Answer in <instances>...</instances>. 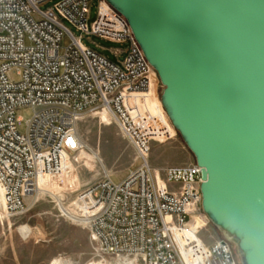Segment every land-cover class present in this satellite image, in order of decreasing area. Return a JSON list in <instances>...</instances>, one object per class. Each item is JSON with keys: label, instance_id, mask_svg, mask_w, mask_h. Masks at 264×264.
<instances>
[{"label": "built area", "instance_id": "1", "mask_svg": "<svg viewBox=\"0 0 264 264\" xmlns=\"http://www.w3.org/2000/svg\"><path fill=\"white\" fill-rule=\"evenodd\" d=\"M89 2L0 0V188L5 215L25 214L41 178L59 176L78 162L86 147L77 123L104 113L133 150L138 166L119 183L105 175L77 191L67 216L89 231L101 254L115 259L237 264L227 242H205L199 235L202 227L193 230L195 219L210 223L200 210V169L195 164L155 169L147 160L153 144L173 138L158 94L160 83L154 97L150 86L156 73L126 20L98 0L88 25ZM87 37L126 48L108 49L116 60L110 62L82 44ZM64 38L67 43L61 46ZM21 109L32 112L22 134L15 116Z\"/></svg>", "mask_w": 264, "mask_h": 264}, {"label": "water", "instance_id": "2", "mask_svg": "<svg viewBox=\"0 0 264 264\" xmlns=\"http://www.w3.org/2000/svg\"><path fill=\"white\" fill-rule=\"evenodd\" d=\"M104 1L156 73L203 214L240 264H264V0Z\"/></svg>", "mask_w": 264, "mask_h": 264}, {"label": "rangeland", "instance_id": "3", "mask_svg": "<svg viewBox=\"0 0 264 264\" xmlns=\"http://www.w3.org/2000/svg\"><path fill=\"white\" fill-rule=\"evenodd\" d=\"M97 1L89 2L88 25L95 19ZM65 26L74 32L66 23ZM75 36L78 34L75 33ZM66 43L67 39L64 38L61 46ZM82 44L96 50L110 62L116 60L108 49L126 48L125 45L111 44L96 37H87L82 40ZM95 46L105 50L96 49ZM123 58L120 57L119 61ZM9 78L14 79L15 76L10 74ZM153 83L155 89L158 83L155 75ZM157 87L160 94L162 87L160 84ZM151 94L155 97V91ZM31 115L30 109L15 112L18 133L25 132V123ZM77 131L86 147L85 152L88 156H95V159L80 157L77 163H70L61 175L41 178L38 187L44 192H38L27 201L28 211L21 216H6L0 204V264H53V261H59L60 264H124L126 260L134 264L132 259L121 260L101 254L89 231L78 226L66 214L67 206L72 203L77 191L84 190L105 175H109L113 183L125 179L127 173L138 166L134 163L133 150L120 136L116 126L109 121L105 123L99 116L83 117L77 123ZM171 136L173 138L168 141L152 145L147 156L151 167L165 169L195 164L177 133L172 130ZM202 224H205L204 228ZM23 226L30 229V235L26 238H22L16 231ZM199 228V235L205 242L223 239L210 223L195 219L193 230ZM231 246L235 252L234 246ZM237 261L240 264V260Z\"/></svg>", "mask_w": 264, "mask_h": 264}, {"label": "bare ground", "instance_id": "4", "mask_svg": "<svg viewBox=\"0 0 264 264\" xmlns=\"http://www.w3.org/2000/svg\"><path fill=\"white\" fill-rule=\"evenodd\" d=\"M154 74V73H153ZM155 75V74H154ZM151 76V86H150V93H153L155 91L154 89V83H153V76ZM156 77V76H155ZM157 78V77H156ZM158 80V78H157ZM159 82V81H158ZM98 116L101 118L102 121H104L105 123L108 124V121L110 122V120L108 119V117L104 114V113H99ZM89 154H87L86 152H82L80 154V157L81 158H85V159H95L94 157L95 156H88ZM91 161V160H90ZM46 177H50V178H53V177H57V176H46ZM45 178V177H44ZM39 182V181H38ZM38 192L39 193H43L44 190L43 189H39L38 187ZM0 204H1V207L3 208V199H2V192H1V188H0ZM16 231L18 232V234L22 237V238H26L30 235V229L26 226H23V227H19L16 229ZM133 260V259H132ZM133 263H134V260H133ZM53 264H60L59 261H53ZM62 264V263H61ZM124 264H132V261L130 260H126L124 262Z\"/></svg>", "mask_w": 264, "mask_h": 264}, {"label": "trees", "instance_id": "5", "mask_svg": "<svg viewBox=\"0 0 264 264\" xmlns=\"http://www.w3.org/2000/svg\"><path fill=\"white\" fill-rule=\"evenodd\" d=\"M175 133V132H174ZM178 135V134H177ZM179 136V135H178ZM215 228V227H214ZM216 229V228H215ZM217 230V229H216ZM219 233H220V235H222L221 234V232L219 231V230H217ZM223 236V235H222ZM223 241H225V242H227L229 245H230V247H231V249H232V252H233V254H234V257H235V259H236V261L239 259V257H238V254H237V251H236V247L233 245V244H231V243H229L224 237H223V239H222ZM231 245H233L234 246V250H235V252L233 251V248H232V246ZM237 264H239L238 263V261H237Z\"/></svg>", "mask_w": 264, "mask_h": 264}, {"label": "flooded vegetation", "instance_id": "6", "mask_svg": "<svg viewBox=\"0 0 264 264\" xmlns=\"http://www.w3.org/2000/svg\"><path fill=\"white\" fill-rule=\"evenodd\" d=\"M224 237V236H223Z\"/></svg>", "mask_w": 264, "mask_h": 264}]
</instances>
